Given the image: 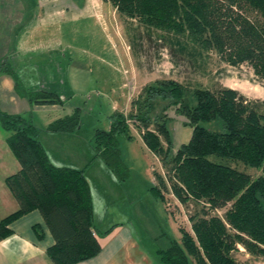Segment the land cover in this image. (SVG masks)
<instances>
[{"label":"trees","instance_id":"1","mask_svg":"<svg viewBox=\"0 0 264 264\" xmlns=\"http://www.w3.org/2000/svg\"><path fill=\"white\" fill-rule=\"evenodd\" d=\"M105 1L122 17L136 61L145 36L148 41L159 39L173 64L181 61L194 71H205V58L213 53L233 67L247 64L264 84V0ZM0 73L12 77L15 90L30 104L62 103L58 91L25 87L6 59L0 60ZM157 98L174 104L192 127L188 141L173 152L169 116L151 113ZM109 120L108 129L97 128L92 135L93 157L87 165L100 159L119 183L125 181L129 170L117 136L131 140L135 127L161 165L162 172L153 171V195L165 209L169 191L180 204L192 206L190 230L180 227L179 241L157 248L160 264H251L237 259L242 248L264 259V100L249 99L227 86L193 87L162 77L143 86L128 113L115 111ZM206 121H215L218 129L200 124ZM81 124L77 106L44 129L29 117L0 109L6 143L20 166L5 178L18 208L0 219V239L11 234L13 219L36 209L54 240L46 250L53 264H75L94 257L102 247L87 166L53 163L41 140L44 132L74 134ZM34 230L42 235L38 224Z\"/></svg>","mask_w":264,"mask_h":264},{"label":"rangeland","instance_id":"2","mask_svg":"<svg viewBox=\"0 0 264 264\" xmlns=\"http://www.w3.org/2000/svg\"><path fill=\"white\" fill-rule=\"evenodd\" d=\"M42 22H53L58 27L60 25V34L53 27L49 29L53 36H44L46 29H37V36L40 40L57 39L60 48L74 58L72 70L78 72L80 83L85 85L84 90L72 95L75 107L80 109L82 122L78 135L81 141H77V144L86 159L76 164L85 165L92 159L93 151L84 143H89L90 136L97 128L110 127L109 115L117 111L115 103L119 104L117 109L123 111L126 94L133 85L132 69L136 70L137 89H133L128 106L123 111L125 114L131 108L132 99L139 95L143 86L162 77L185 81L193 87L196 83L206 87L227 86L238 90L249 99L264 100V84L257 80L247 64L233 67L213 53L205 58L202 66L205 71H194L185 62L173 64L167 50L158 45L161 44L159 39L152 38L148 41L143 36L140 38L141 46L136 61L129 47L122 17L105 0H0L1 32L4 33L3 36L0 35L3 39L0 46L13 42L20 23L30 27L31 24ZM25 30L28 31H23ZM1 51H5V48H0V54ZM166 105L165 100L154 99L151 113L163 111L169 116L173 152L181 143L188 141L192 127L185 123L184 115L176 112L174 104ZM38 114L37 111L34 112L36 117ZM200 124L208 129H218L215 121ZM131 130L135 136H139L135 127H131ZM117 139L121 158L128 167L129 175L121 184L108 176L103 180V173L100 179V168L104 164L100 159L93 158L87 173L92 201L96 204L100 197L107 196L114 198L115 204H118L120 195H129L136 205V214L131 218L130 225L144 233V236L143 233L140 236L142 245L167 248L171 240L179 241L180 227L190 230L188 217L192 206L180 204L169 191L166 194L168 205L165 209L164 204L150 190L153 185V171L162 172L158 158L138 139L128 140L123 135H118ZM90 145L92 148V143ZM67 150H70L71 153H68L72 156H78L79 150ZM54 152L57 157L63 155L60 148H55ZM248 171L252 175L257 174L255 170ZM104 181L108 182L111 189H108ZM111 211H108L109 215ZM223 211H218V214L222 215ZM121 222L123 221H117ZM235 255L240 261L264 264V259L248 255L243 248Z\"/></svg>","mask_w":264,"mask_h":264},{"label":"crops","instance_id":"3","mask_svg":"<svg viewBox=\"0 0 264 264\" xmlns=\"http://www.w3.org/2000/svg\"><path fill=\"white\" fill-rule=\"evenodd\" d=\"M17 27L19 29L13 42L0 46V48H5V51H1L0 60L6 59L10 63L25 87L29 89L44 88L62 93V103L30 104L26 98L17 93L12 77L6 73H0V109L7 113L29 117L38 128L44 129L53 120L73 112L75 102L72 95L84 90L85 85L80 83L78 72L72 70L71 64L74 58L60 48L57 39L40 40L37 36V29H46L44 32L46 37L53 36L49 29L55 27L56 33H58L60 25L58 27L53 22H42L27 27L20 23ZM1 29H3L2 23H0V35L3 36L4 33L2 34ZM24 29L28 31H23ZM2 40L0 38V41ZM135 72L136 70L132 69L133 85H131V91L126 94L123 111L128 106L127 102L133 94V89H137ZM118 82L122 86L121 81ZM66 95H71V97L66 98ZM115 104L117 107L119 106L118 103ZM117 107L116 110L119 111ZM35 111L39 113L38 117L34 115ZM79 130L74 134L44 132L41 134V140L53 163L73 167L88 166L89 168L85 169L88 179L87 173L90 170V164H76L86 160L77 144V141H81L78 137ZM6 137L7 132L0 125V219L18 208L5 178L15 173L20 166L6 143ZM91 138L92 135L89 140ZM134 139L142 141L139 136L134 135L132 140ZM84 144H87L93 151L90 141ZM55 148H60L63 155L57 157L54 152ZM74 148L76 151L79 150L78 156H72L69 154L70 150H67ZM102 166L99 172L100 179H102L103 173V180L108 176L119 184L111 171L105 165ZM104 182L108 189H111L108 182ZM118 199H121L118 204H115L114 198L111 199L107 196L100 197L96 204L94 200L92 201L96 230L103 233L99 237L102 247L94 257L75 264H160L156 255L157 248L142 245L140 238L142 230H136L130 225L131 218L136 214L134 200L127 194L120 195ZM109 210H112L111 215L108 214ZM117 221L123 222L117 223ZM35 224H38L42 232L41 236L35 232ZM9 227L11 234L0 239V264H53L46 255V250L54 243V240L38 210L34 209L16 217L10 222Z\"/></svg>","mask_w":264,"mask_h":264}]
</instances>
